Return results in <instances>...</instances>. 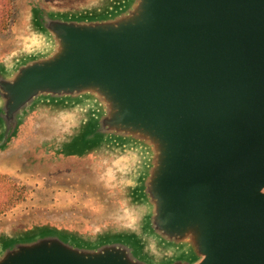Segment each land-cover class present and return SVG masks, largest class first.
I'll use <instances>...</instances> for the list:
<instances>
[{
	"label": "water",
	"instance_id": "1",
	"mask_svg": "<svg viewBox=\"0 0 264 264\" xmlns=\"http://www.w3.org/2000/svg\"><path fill=\"white\" fill-rule=\"evenodd\" d=\"M0 63V151L29 112L78 116L66 156L126 158L131 225L0 237V264H264V0L33 8Z\"/></svg>",
	"mask_w": 264,
	"mask_h": 264
},
{
	"label": "rangeland",
	"instance_id": "2",
	"mask_svg": "<svg viewBox=\"0 0 264 264\" xmlns=\"http://www.w3.org/2000/svg\"><path fill=\"white\" fill-rule=\"evenodd\" d=\"M104 1L11 0L8 27L0 32V63L35 43L30 23L33 8L76 12ZM3 4L5 0H0V9ZM31 115L34 120L22 139L0 151V237L43 226L93 236L133 224L135 212L127 200L126 180L130 162L103 150L81 157L62 153V162H50L48 149L57 157L78 126V116L36 110L28 113L20 128Z\"/></svg>",
	"mask_w": 264,
	"mask_h": 264
},
{
	"label": "flooded vegetation",
	"instance_id": "3",
	"mask_svg": "<svg viewBox=\"0 0 264 264\" xmlns=\"http://www.w3.org/2000/svg\"><path fill=\"white\" fill-rule=\"evenodd\" d=\"M34 120V116L33 115H31L30 116V118L27 120V122H26V124H25V126H22L21 128H20V131L17 133V138L15 139V138H13L8 144H7V147H9V146H11V144L15 141H17V143L22 139L21 138V135L22 134H24V129L26 128V127H28V126H31L32 125V123H31V121H33ZM6 147V148H7ZM55 148V147H54ZM49 151H48V154H47V156H48V161H50V162H52V161H55V162H62L63 160H64V158H63V155H62V150H59L58 149V155H57V157H55L54 156V153L52 152V150H50V149H48ZM67 158H72V157H67Z\"/></svg>",
	"mask_w": 264,
	"mask_h": 264
},
{
	"label": "trees",
	"instance_id": "4",
	"mask_svg": "<svg viewBox=\"0 0 264 264\" xmlns=\"http://www.w3.org/2000/svg\"><path fill=\"white\" fill-rule=\"evenodd\" d=\"M3 5V8L0 9V32L8 27L12 9L11 0H5V4Z\"/></svg>",
	"mask_w": 264,
	"mask_h": 264
}]
</instances>
